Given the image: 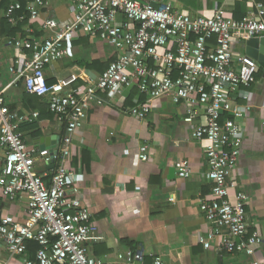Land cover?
I'll list each match as a JSON object with an SVG mask.
<instances>
[{"label": "built area", "instance_id": "built-area-1", "mask_svg": "<svg viewBox=\"0 0 264 264\" xmlns=\"http://www.w3.org/2000/svg\"><path fill=\"white\" fill-rule=\"evenodd\" d=\"M48 1L33 0L26 9L21 3L11 4L5 16L15 24L17 14L25 19L27 13L35 22ZM69 1L74 18L62 28L55 30L56 25L47 21L43 28L51 34L46 38L19 37L9 42L20 54L11 73L24 81L29 94L48 99L49 111L65 124V134L57 150L30 148L21 131L29 117L12 113L5 99L8 87L0 89V158L4 161L0 200L14 201L26 195L29 217L26 224L8 217L0 220V241L5 242L7 252L25 258L28 243L34 241L40 246L35 260L26 258L23 264H105L91 257L86 247L95 228L69 166L73 138L97 92L121 94L135 87L146 98L131 109L138 120H145L152 111L150 104L159 99L184 104L187 123L198 116L199 108L204 109L205 123L195 129L194 138L207 142L208 176L214 185L212 199L202 201L200 209L214 226L207 238L199 236V243L209 248L210 242L219 238L226 252L255 256L263 238L258 232L249 233L245 195L238 192L231 201L235 184L230 176L238 166L243 145L238 121L250 110L233 106L232 98L241 87L255 83L258 63L248 55L236 54L233 46L236 41L264 37V1L243 20L227 18L221 9L212 16L192 18L168 0ZM80 34L111 46L117 59L95 79L86 78L84 88L71 86L80 79L76 74L50 84L47 67L67 56ZM225 114L227 118L221 122ZM140 151V158L146 160L148 146ZM38 159L55 165L51 185L36 171ZM174 167L180 178L190 177L188 160H179ZM143 257L130 251L119 256V261L145 264ZM153 264L165 262L157 257ZM251 264H264V256Z\"/></svg>", "mask_w": 264, "mask_h": 264}, {"label": "crops", "instance_id": "crops-1", "mask_svg": "<svg viewBox=\"0 0 264 264\" xmlns=\"http://www.w3.org/2000/svg\"><path fill=\"white\" fill-rule=\"evenodd\" d=\"M168 1L192 18L212 16L221 9L227 18L243 20L264 0ZM14 3L21 2L10 0V5ZM5 12L0 13V89L8 87L5 99L12 113L29 117L21 125L28 146L36 150H57L62 144L65 124L49 111L47 98L29 94L24 81L11 73L10 68L20 54L9 42L19 37L46 38L51 33L43 28L44 22H53L55 30H59L74 18L73 4L69 0H49L41 10L40 20L35 22L27 19V15L19 19L23 16L21 13L17 14L15 24L6 22ZM15 32L23 35H12ZM233 49L236 54L247 55L245 42H234ZM116 59L111 46L80 34L71 43L67 56L47 67L46 76L51 84L76 74L80 79L71 86L84 88L86 78L95 79ZM246 96L249 98L245 99ZM138 101L144 103L146 98L135 87L124 89L121 94L97 92L73 138L69 166L95 228L93 239L86 244L89 255L105 264H122L119 256L130 251L142 253L145 264H153L157 257L165 264H251L263 257L264 67L258 64L255 83L249 88L241 87L232 98L233 106L250 108L238 121L243 145L238 166L230 176L235 184L230 199L234 202L238 192L245 195L249 233L258 232L263 238L252 257L226 252L219 238H214L209 248L199 243V236L207 238L214 226L200 209L202 201L212 199L214 185L208 176L207 142L194 138L195 129L205 123L204 109L199 108L198 116L187 123L184 104L159 99L150 104L152 111L148 117L138 120L131 114ZM36 113L39 116L35 118ZM144 145L148 146L146 160L140 158ZM179 160L189 161V178L177 175L174 164ZM54 167L41 159L36 162V171L48 185H51ZM3 168L4 161L0 158V179ZM27 202L26 195L14 201L3 198L0 220L8 217L26 224ZM35 256L36 253L28 252L25 258L13 257L7 252L5 242L0 241L2 263L23 264L24 259L35 260Z\"/></svg>", "mask_w": 264, "mask_h": 264}, {"label": "water", "instance_id": "water-1", "mask_svg": "<svg viewBox=\"0 0 264 264\" xmlns=\"http://www.w3.org/2000/svg\"><path fill=\"white\" fill-rule=\"evenodd\" d=\"M245 44L247 55L264 67V37L251 38Z\"/></svg>", "mask_w": 264, "mask_h": 264}, {"label": "trees", "instance_id": "trees-1", "mask_svg": "<svg viewBox=\"0 0 264 264\" xmlns=\"http://www.w3.org/2000/svg\"><path fill=\"white\" fill-rule=\"evenodd\" d=\"M19 1L22 3L24 9H26L28 2L31 0H19ZM9 5H10V0H3V2H1V4H0V13H1V10L7 11ZM26 15H28V14L26 13ZM27 17H28L27 19H29V16H27ZM4 21L10 22L9 19L6 17L4 18ZM20 34L23 35L22 33L16 34V32H15V34H12V35H20ZM226 118H227V115L225 114L223 116V118L221 119V122H223ZM39 248H40V246L37 242L31 241L28 243V252L29 253L31 252V254H33V255H35V253L38 251Z\"/></svg>", "mask_w": 264, "mask_h": 264}]
</instances>
